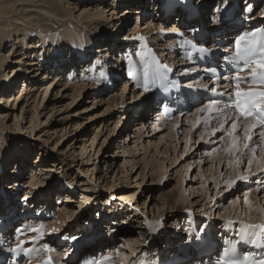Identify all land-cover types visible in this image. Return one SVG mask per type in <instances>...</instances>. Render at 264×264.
<instances>
[{
	"label": "rangeland",
	"instance_id": "1",
	"mask_svg": "<svg viewBox=\"0 0 264 264\" xmlns=\"http://www.w3.org/2000/svg\"><path fill=\"white\" fill-rule=\"evenodd\" d=\"M99 1L100 0L98 1L86 0L85 2L89 3L91 7H94L96 6L95 3L98 4ZM110 1L111 0H103V2L105 3H100L98 5L99 8H101L102 6L103 7L107 6L108 2ZM120 1L124 2L128 0H119L118 2L115 1L114 3L116 4V6L119 5ZM214 1L215 0H207V3H206L207 5L202 4L201 6H198L199 1L196 2L195 0L198 7H200L201 9L206 8L208 10V12L206 11L205 13L204 11L201 12L202 15H204V23L211 20L210 14H212L211 11L213 10L212 6H213ZM258 2H259V7L255 13H260L264 11V0H258ZM241 3H245V2H243V0L239 1L240 7H242L243 9V4L241 5ZM110 4L112 3L110 2ZM154 4H155L154 2L150 3L151 9L150 8L149 9L154 11V12H151V14H155L158 10V5L157 4L154 5ZM80 10H82V8H80ZM115 11H116V14L106 13L104 16L101 15V17H98V19L96 18V20L80 19V21H78L72 17H70V20L72 23H77L79 27H84V24L89 25V27L84 29V33L87 35L88 34L90 35V32L91 31L93 32L94 29L95 30L97 29V31L100 30L102 28L103 23H109V24L103 27V30L100 31V33L101 32L104 33L105 32L104 30H106V32H109V33L110 32L116 33L117 32L116 26L114 27V25H116V23L118 22V16L120 15V12H119L120 9L115 8ZM79 12L80 11L74 12L72 16H76ZM48 17L53 18V16L51 15L50 16L48 15ZM144 21L146 22L147 19L141 18V20H139V22L137 23L135 16L129 17L128 23L125 24L124 26H121V28L118 29V33L114 34V36L117 37L116 42L119 45H122V47H126V45L124 44L128 43L127 42L128 39L127 40L124 39L123 36L128 35L129 34L128 32H131L135 28L140 29L143 26H145ZM99 22H102V24L95 27V25ZM168 23L166 22L165 24H168ZM160 29L161 28L159 29L157 28L156 30V34L158 36L159 34L162 35L160 33ZM63 30H64L63 27H59L58 29L51 32V34L54 37H60ZM168 33L167 32L163 33L165 40L169 38L170 36V35L165 36ZM238 34H239L238 32L235 33L230 38L226 39L227 41L225 40L224 43H222L220 46H225V44L228 42V47H230L229 45H232L233 43H235V40L237 39ZM32 36H29L26 42L30 47H27V49L25 48L22 49L21 48L22 46L18 45L17 47L19 48L17 49V52H16V49L11 50V52L19 53V57L23 59L18 64L19 70H22L23 68L28 67V65H26L25 62L28 63L31 61H39V57H37L39 54L43 53L44 55L45 54L48 55L49 48L52 49L53 47V44L50 41H47V43L45 44L43 43L41 45V41L36 42L38 39V36L37 37H32ZM82 37H83V34L81 35V38ZM38 44H40V46ZM207 44L209 45L208 42ZM97 46L99 45L97 44L93 45L92 50L90 51L89 55H92V51H93V55L96 54V52L94 53V50L96 49ZM35 49L37 50V53H38L37 56L34 53ZM57 51H60V48ZM162 51L168 52L167 47L163 46ZM49 53L51 54L52 52L50 51ZM50 54H49V57L55 56L53 54L51 55ZM76 55H80V54H76ZM115 56L116 55H114V58ZM16 57L18 56L17 55L11 56L10 59L7 61L8 63L7 62L5 63L4 67H11L13 65V60ZM175 57H177L176 54H175ZM44 60H46V58L42 59L43 62ZM159 60L164 64L163 60H161L160 58ZM167 60H168L167 61L168 65L170 64L171 60L175 61V59L170 58L168 56H167ZM108 61L109 62L111 61L112 63L115 62L112 57H111V60H108ZM40 63L42 64V62ZM48 63L49 61H46L45 63L46 66ZM33 66L36 68L38 67L37 65H33ZM183 66L189 68V66L191 65H183ZM99 67L102 68L101 66ZM125 67L126 66L118 69L117 72H119L118 74L119 76L113 79L114 83L111 84L112 89L106 90L103 93H98L97 91L92 90L98 87L93 86L92 88L90 84H87V82L83 81L84 79L81 81V78H82L81 77L82 70H80L81 67L76 68V71H74L73 74H69V71L65 72L63 74V78H61L59 81L52 80V77H54L53 73L45 74L47 70L48 71L50 70V66L49 68L43 69L42 71L35 70L33 73H36V75L35 76L33 75V79L27 82L29 85L35 87L36 90L30 91L28 95L27 94L24 95V93H26L27 90H24L25 88L23 87L22 82H21L22 80L21 78L23 76L22 75L21 77L18 76L19 79L17 81H19L18 82L19 85L17 84L16 87H18L17 89H19L20 91L17 93V94L20 93L19 95L20 97L17 100L14 109L9 112V115L7 116V118H5L4 121L3 120L1 121L0 119V126L2 125L3 127L2 137H1L2 140L7 139L6 134L9 133L10 131V135L15 140L14 151H17L16 155H14V153H11L9 156H7V158H10V157L11 158L7 160V164H2L0 168V171H1L0 175L5 174L4 180L0 183V200H3L5 198L4 197L5 195L3 193H5L11 199L15 198L14 197L15 193L17 195L20 194V198L22 199L23 197L22 191L26 190V192H29L28 190L30 189L29 187H34V188L40 187V183L46 180V176L48 175L49 172L44 170L43 168L44 166H42L40 169L41 173L37 175H33V174H30L31 173L30 168L34 166V162L36 160H38L39 162L42 161L38 163L37 165H50L52 164L50 162H52L53 160H55L56 157H58L57 159H59L58 163H60V165L57 167V169L56 167H52V169L56 171H53L52 174L49 175L48 180L44 182L45 185L43 186V188L40 187L42 188L40 189L41 190L40 192L45 191V192L50 193L51 200L54 205L53 209H51L50 211H52L54 215H56L57 213L59 214V209L61 207L59 209H56L57 207L55 206H60L59 204L63 202L64 196L60 197L61 198L60 203L56 205V198H57L56 188H61V187L65 188L63 174H66L69 179H72L73 185H75V187L73 188V193L70 195V196H73V199H72L73 202L70 203V201H68L69 203H66V205H69V208L72 210L73 209L78 210L80 208L79 203L81 202V197L83 195H86L89 197V202L86 204L85 208L84 209L82 208L83 210L75 213L72 216V219H76L75 228L76 230H78V232L76 231L73 233L77 234L76 237L77 236L80 237L84 232H86L89 229V227L92 228V225H96L98 222H101L103 232L98 234L96 237L99 238L101 236L102 238L107 239L110 236V233H113V234L116 233L117 238H118L116 242L117 243L116 247L117 249H120V250H121V247H124V253L126 252L125 254L129 253L130 250L128 248L131 249L132 248L131 246H135V244H133L135 243V239L138 240L140 238L138 235L139 230L143 231L144 229L143 234L148 232L147 228H144V225L147 222L141 223L142 225L138 224L139 218L136 215L133 216L135 214L134 212L132 214L128 213L126 216V220H124L122 217L119 218L117 216H109L110 214L108 213V210H112V209H115L114 211H116V209L123 210V207L125 205L124 201L117 199V197L115 196H109L107 199L106 197L108 195L107 194L103 195L101 200H97V201L93 200V203L95 204L91 206L92 198L94 197V194L96 191L98 190L107 191L109 190V188L113 186L112 185L113 175L119 178V180H116L115 182L119 183V185L122 184L123 187H125L124 190H126V192L129 194L131 193L132 197L134 198L132 199L131 202L133 201L135 202V205H137L139 213L140 212L144 213L149 218L153 217L152 219L153 222L161 221L160 220L161 217H163V220L165 219L166 221L164 224L165 230L161 229L154 233L153 230L151 229L152 233L150 232V234H152L153 238L155 237L154 239H156V236L160 235L162 231L163 233L164 231H166L165 241L167 240L171 241V239H174L175 235H179L180 236L179 241L180 242L184 241L181 245L182 246L186 245V247H190V242L187 238V234L185 233L180 234L181 231L178 230L177 223L189 224L190 222L186 219H189L190 216L196 217L197 220L200 222L198 225L199 230H200L204 228V226L201 225V222H204V223L211 222L213 223V226L219 227L220 225L221 227L220 223L224 220H231L230 218H234L235 216H238V215L246 216L249 213L256 214V212H259V209H263L264 208V183H260V181H264V176L262 175L264 173V171H262L264 170V143H261V141L259 140L260 133L263 129L262 128L256 129L252 133L253 141L251 142L250 147L256 148V146L259 145V148L257 149V152L255 153V155H253L251 152H248L246 156L241 157L240 151H247L243 149L244 134L242 130L236 134V141L238 142V148H239V151H238L237 147H234L233 137L229 136L226 132L217 131L215 136L211 135L212 131L219 127V124L220 122L224 120V117L217 118L215 114L209 115L207 114V112L201 113L199 111L196 114V111L198 107L201 105V103L207 102L208 99L198 98L194 103H191V105L188 106L185 111L175 112L174 114L168 117L159 114L160 119H157L159 118L158 117L159 115L156 116V114L158 113L157 111L159 110L158 106L156 104H150L146 109H141L140 111L137 112V114L138 113L141 114V118L138 120L136 116L134 115V112L133 111L130 112V107L138 106L139 101L136 97H137V92L139 91V89H137L134 86L135 88L133 89L135 90L134 94H131V92H129V90H126V89L125 91H123L124 84H126L127 80L129 81V77H127ZM53 68L55 67L53 66ZM0 72H2L3 74H6L7 73L6 68L2 67ZM194 72L196 73L197 71H194ZM43 73L46 76L49 75V77H45ZM19 74H24V70L19 71ZM54 74L56 73L54 72ZM59 74H62V73H59ZM191 76H193L192 78L196 77L195 75H191ZM201 79L205 80L208 78L202 77ZM223 81L224 79H219L218 82L221 83ZM84 82L87 85L83 84ZM196 82H198L197 78L192 79L190 81V83H196ZM231 83H230L231 85L230 90L232 92L233 83L232 84ZM1 84L2 83H0V85ZM103 85H104V82H102L101 80L97 82V86H103ZM193 87L197 89H202V86H193ZM131 88H133V86ZM111 92L113 95L115 96L117 95L116 97L114 96V99L117 98L115 102H112L109 100L112 98V97L109 98L111 95H108ZM72 97H74L73 101H72ZM34 98H35V101H34ZM119 98L121 99V101ZM107 99H108V104L106 102ZM109 101L112 102L113 104H111ZM109 103L111 104V106L109 105ZM114 104L116 106L115 108H113ZM53 106L55 107L54 110L60 109L61 111L56 110L54 114L47 120L46 118L47 114L50 110H52L51 107ZM106 106L107 108L105 109ZM218 107H222V106L220 105ZM230 110L231 109H228L227 114L229 113ZM31 111L36 112V117H35L36 127L33 131H31L30 128H28ZM135 111H137V108L135 109ZM98 112L99 114L100 113L101 114L98 115ZM234 115H236V113H233V111L228 114V116H234ZM206 119L209 121L208 124L203 123V121ZM173 120H177L178 122L174 124L170 123ZM115 123L117 125H114ZM245 125H249V124H245ZM159 126L161 128H159ZM61 127H63V129L62 131H59ZM225 127H228V125H225ZM26 128H27V131H26ZM19 132H22L24 134L20 135ZM1 138H0V141H1ZM92 139L94 142H92ZM183 139H184V142H183ZM185 141L187 142V144ZM83 145L85 148L87 147V149H85L84 153L83 152L80 153V149L83 147ZM146 146H148L149 148ZM131 147L132 149H130ZM1 148L2 147H0V150ZM127 150L128 151L130 150V151L128 152ZM136 151L138 153H135ZM199 151L201 152V155ZM59 152H61L64 155L65 160H63L64 158H59L58 156ZM23 153H24L23 159L21 157L19 159V162L16 161L18 156H20ZM39 153H42L41 158L39 156ZM165 153L168 154V157ZM152 155H156V156H154L153 158ZM172 156H175V157L173 158ZM172 158L173 160L171 162ZM238 159H242L244 161L251 159L252 163L251 164L237 163ZM152 161L154 165H156V163L159 162V164H157L158 167L156 166L153 167L154 165L152 166V163H151ZM21 162H24L26 165L24 166L23 164V166L21 165L17 169V165ZM230 163L232 165L231 168H229ZM132 165H135L136 167L135 166L132 167ZM162 166L164 167L162 168ZM155 168L157 169L160 168V169L157 171ZM165 168L167 169L166 171H165ZM210 169L213 170L212 172L215 175L212 174ZM8 170H14V171L9 173ZM153 170L155 172L157 171V174ZM113 172L115 173L112 174ZM154 173L156 174V176H154ZM250 173L251 174L255 173L257 175L256 176L250 175ZM180 174L182 175L181 177L183 179L180 177ZM239 175L248 176L249 179L244 180V181L237 180V182L231 186H229L226 183L227 181L235 180L237 176ZM258 175H260L261 179L258 181H255V179L253 178H256ZM6 177L7 178L9 177V178L7 179ZM157 177L159 178L157 179ZM14 180L18 181L22 185L21 187L18 186V190H19L18 193L16 191L17 185H11V184L8 185ZM135 185L137 187H135ZM175 187L176 188L178 187L177 189L178 191L176 190ZM196 187L197 188L199 187L201 194L203 190H207V191L204 192L205 194L201 195L200 193H198L199 191L197 190ZM174 189L176 193L173 192L172 194L173 196L170 195L171 194L170 192H167L168 190L174 191ZM40 192L32 191L31 196L32 194L38 195V193ZM163 192H164V195H162ZM167 193L169 195H167ZM160 196H163V198ZM179 196H180V199H179ZM105 198H106V201L104 200ZM159 198H160V201H159ZM105 202H108V203L105 204ZM170 202H172V204L173 203L176 204V206L173 205L172 207ZM229 202L231 203V205ZM22 203L24 202H21V204ZM160 203H163V204H160ZM192 203H194V205ZM255 203L260 208L255 209V207H257ZM184 204H185V209H184ZM105 206H107V208ZM133 207L134 206H132V208ZM175 207L176 209H174ZM223 207H227V208L224 209ZM228 207H229V210L232 212L231 215H227L225 213ZM21 209H23V207ZM40 209H44V206L40 205L39 210ZM64 209L68 210V208L65 206H64ZM189 210H193L194 214L189 215L188 218L183 220L184 216L186 215V212ZM98 211L102 212V214H105L106 217L105 218L97 217ZM177 214H178V219L175 220L174 216H176ZM84 215L86 216L84 217ZM154 215H157V217ZM240 218L241 217L235 218L238 220H233V223H238L239 221H247L248 223H250L249 220L247 219L241 220ZM30 219L31 220L33 219V221L31 223H28L26 227H29V228L32 226L35 227L36 222L39 218L34 217V218H29V220ZM48 219L45 220V222L53 220L55 219V217L49 216ZM21 220H24V219L21 218L14 223L13 229L9 232L10 233L9 237H6L5 241H3L5 243H3L4 246L2 247V249L3 248L10 249L14 245L20 243L19 239L18 238L16 239V237L14 236L17 234V231H16L17 225L18 223H20ZM123 220L125 221V223L122 224ZM218 221L220 222L217 224L216 222ZM257 223L262 224L260 220ZM66 225H67L66 223L65 224L63 223L62 226L61 225L58 226L57 227L58 231H64ZM39 226L41 225H38V227ZM83 226H85V228H83ZM113 228H115V230L111 231V229ZM46 231L47 230H45V232ZM73 233L71 234L72 236L75 235ZM213 233L216 234L217 232L213 230ZM38 234H39V237H42L43 232L38 233ZM65 235H67L68 237V234H65ZM128 237H131V238H128ZM147 239H149V241L151 240L149 237H146L145 235V237L142 240L145 241ZM125 240L129 241V242L127 241L128 244ZM130 240L131 241L134 240V242H131ZM215 241L217 242V245H218L217 238L215 239ZM70 242H71L70 240L65 242L67 244L66 246L67 250L70 249L69 247ZM65 243L60 242V243H54V244H56L57 247H61ZM27 244H28L27 242H23L24 248ZM85 247H87L86 249H88L91 246H85ZM102 249H103V246L99 248L100 251H102ZM67 250L66 251L64 250L58 254L56 253V255H61V256L63 254L68 255L69 252ZM36 251H37V248L35 247L34 252ZM121 251H123V249ZM97 252H98V249L96 250V253ZM105 254L106 253L103 251L101 252V255H102L101 257L97 254L96 256H93V257L97 260V258L99 257L100 258L104 257ZM40 257L41 256L36 257L35 255H33L31 257L32 262H33L32 260L33 258H37L35 259L33 264H36V262L38 261H42L46 263L48 262L47 259H43V258L42 260H38L40 259ZM118 258H119V255L116 254L115 257L109 260H104V264H113L114 262H117V260L119 262L120 259ZM212 258L214 259L213 255H212ZM49 260L56 261L58 264H60V262L57 260V257H53L52 259H49ZM29 261H26L25 263L20 262V264H29ZM51 264H54V263L51 262Z\"/></svg>",
	"mask_w": 264,
	"mask_h": 264
},
{
	"label": "bare ground",
	"instance_id": "2",
	"mask_svg": "<svg viewBox=\"0 0 264 264\" xmlns=\"http://www.w3.org/2000/svg\"><path fill=\"white\" fill-rule=\"evenodd\" d=\"M85 1L86 0H0V70L3 67V68H6V71H7L6 74H3L2 72H0V83H2L0 85V119H1V121L2 120L4 121V119L7 118V116L9 115V112L14 109L15 104L20 97L19 96L20 93L17 94L20 91H19V89H17L18 87H16V85L19 82V81H17L19 79L18 76H20V77H21V75L23 76L21 78L22 79L21 82H22L23 87L25 88L24 90H27V92L24 93V95L25 94L28 95V93H30V91L36 90L35 87L28 84V82L31 79H33V75L34 76L36 75V73H33L35 70H39V71L41 70L42 71L43 69L49 68V66H50V70L49 71L47 70L45 72V74H47V73L52 74L53 73L54 77H52V80L53 81L54 80L59 81L61 78H63V74L65 72L69 71V74H73L74 71H76V68L81 67V69H80V70H82L81 81L84 79L83 81L87 82V84H90V86H92V88H93V86L98 87V88H95L92 90L97 91L98 93H103L106 90L112 89L111 84L114 83L113 79L116 78L117 76H119L118 75L119 72H117L119 68L128 65L130 62H135L136 67L138 69H142L139 67L138 58L146 56L147 49H150L155 54L156 58H160L161 60H163L164 64H167V61H168L167 56L175 59V61L171 60L169 65L167 64L168 67H171L175 70V72H172L169 74L170 75L172 74L173 78L176 77L179 80L181 79L180 86L178 88H173V91H172L173 97L174 96L177 97L179 94H183L184 95L183 102L185 104V107L187 108L188 106L191 105V103L195 102L192 99L194 95H197L198 98H205V99H209V97H212L214 95L211 92H207V91H204L202 89H197L194 87L189 89L187 87V84H189L192 79L197 78V80H198V82H196V83H191L193 86H203L204 84H208V85L215 84V86L217 87V94H219V93L225 92L226 88L231 89L230 83L233 81L234 74L230 73L229 70H224L225 73H223V76L226 77L227 79H224V81L221 83L216 82V81L215 82L209 81L208 79L202 80L201 78L203 76H206V72H207V71H205V67L204 66H197L196 63L191 64V62H188L184 59V56L182 55V53L180 52L178 47L175 46V44H173V38L182 37V36L174 33L173 29H179L180 32L187 33V35H184V37H183L184 39L185 38L193 39L196 36L195 33L197 31V28L200 26L201 30L203 31V35H204L203 37L209 43V45H206V42L203 41L202 45L212 49L214 55H210L211 58H213L214 60L221 59L223 65H225V64H228L227 57L234 53L235 43L230 45L233 47L230 49L228 48V42L225 44V46H220L219 45L220 43H222V42L224 43V41L226 39L230 38L232 35H234L237 32L239 33L238 34V36H239V35L243 34L244 32H250L251 29L256 28V26L264 27V15H262V14H264V11L260 12V13H255L251 19H247L249 14L245 11H242L244 9L245 5L247 4V5H250V7L254 10V12H256L258 10V7H259L258 0H243V2H245V3H241V5L243 4V9H242V7H240V4H239V1H242V0H231V6L230 7H233L234 13L231 16V18H229V19L223 18V17H225V11L229 8V7H226V6H229V0H224L223 4L220 3V0H215L213 3V6H212V8H213V10L211 11L212 14H210L211 20H213V19L217 20V23H214V24L210 22L211 20L204 23V15H202L201 12L202 11H204V13L206 11L208 12V10L206 8L201 9L200 7H198L196 9H194V8L178 7L175 4V0H128V1H124V2L120 1L118 6H116V4L114 2L115 1L118 2L119 0H111L110 2L112 4L114 3L115 5L114 4L112 5V4H110V2H108L107 6H104V7L102 6L101 8H99L98 5L100 3H105V2H103V0H100L98 2V4L95 3L96 6H94V7H91L90 4L86 3ZM96 1H98V0H96ZM197 1H199L198 6H201L202 4L205 5L207 3V0H196V2ZM152 2H154L155 4L158 5V10H157V12L155 11L156 12L155 14H151V12H154L153 10H150L151 9L150 3H152ZM164 6H167V11L163 15L162 8ZM80 8H82V10H80ZM115 8L120 9V11H119L120 15L118 16V22L116 23V25H114V27L116 26V31H117L116 33H114V32L109 33V32H106V30H104L105 31L104 33L103 32L100 33V31L103 30V27H105L107 24H109V23H103L102 28L100 30L97 31V29L96 30L94 29L93 32L92 31L90 32V35L89 34L87 35L84 33V29L89 27V25L84 24V27H79L77 25V23H72L70 20V17H72L78 21H80V19L96 20V18L98 19V17H101V15L104 16L106 13L116 14ZM217 8H219V11L215 10ZM169 9H172V12H174L175 14L171 16ZM91 10H93V11H91ZM77 11H80V12L76 16H72L73 13L77 12ZM223 12H224V14H223ZM48 15L53 16V18L48 17ZM131 16H135L137 23L139 22V20H141V18L147 19V21L146 22L144 21L145 26H143L142 28H140V29L135 28L131 32H128L129 33L128 35L123 36V37H131L132 39H128L127 40L128 43L124 44V45H126V47H122V45H119L116 42L117 37H115L114 34L118 33V29H120L121 26H124L125 24L128 23V19ZM116 19H117V17H116ZM166 22L167 23L170 22V23L165 24ZM101 24H102V22H99L95 25V27L99 26ZM163 26H164V28L166 27L168 29L167 33L170 32V33L165 35V36L170 35L169 38H167L166 40H165L163 34L162 35L159 34V36L156 34L157 28L158 29L163 28ZM59 27H63L64 30L61 33L60 37H54L51 34V32L58 29ZM82 34H83V37L81 38ZM32 35H34V36H32ZM141 35L145 37V40L143 42L135 39L136 37L141 36ZM29 36H32V37L38 36V39L36 42L41 41V45L43 43L44 44L47 43V41H50L53 44V47H52V49L49 48V52L51 51L52 52L51 54H53L55 56L52 55L53 57H51V56L49 57V54H50L49 52H48V55L47 54L44 55L43 53H42L43 56H42V54L38 55L37 50L35 49L34 53L36 56L38 55L37 57H39V61H31L28 63L25 62V64L28 65V67H25L22 70H19L18 64L23 59L21 57H19V53H16L17 49L19 48L17 46L18 45L22 46L21 47L22 49H24V48L27 49V47H30L26 43ZM121 39H123V38H121ZM32 43H34V42H32ZM94 44L99 45L94 50V53L96 52V54L93 55V51H92V55H89ZM38 45L40 46V44H38ZM35 46H37V45H35ZM163 46L167 47L168 52L162 51ZM59 48H60V51H57ZM5 49H6V51H5ZM13 49L14 50L16 49V52H11V50H13ZM86 53H88V54H86ZM76 54H80V55H76ZM175 54L177 55V57H175ZM15 55H17L18 57H16L13 60V65L11 67H4L5 63L10 59V57L15 56ZM114 55H116L115 58H114ZM216 55H218V56H216ZM111 57L114 59V61H115L114 63H112L111 61L110 62L108 61V60H111ZM43 58L44 59L46 58V60H44V62L42 61ZM180 58H182L183 60H181ZM46 61H49L47 66L45 64ZM40 62H42V64ZM81 63H83V64H81ZM43 64H45V65H43ZM33 65H37L38 67L36 68ZM183 65H191V66H189V68H194V69H196L197 72L196 73L190 72L191 74L182 75L183 70L185 68H187ZM53 66L55 68H53ZM99 66H101L102 68H100ZM217 67L220 69L221 65L217 64ZM209 68H213V67L211 66ZM23 70H24V74H19V71H23ZM54 72L56 74H54ZM59 73H62V74H59ZM45 74H44L45 77H49V75L46 76ZM227 74H228V76H227ZM191 75H195L196 77L192 78L193 76H191ZM240 75L247 79V76L249 75V70L243 72ZM188 76H190V77H188ZM106 78H107V81H104V80H106ZM173 78H172V80H174ZM119 79H121V78H119ZM100 80L102 82H104L103 86H97V82ZM85 82L83 84L87 85ZM132 86H133V88H131ZM134 86L135 85L132 84L130 79H129V81L127 80L126 84H124L123 91H125V89L129 90L131 88L132 89L131 94H134V91H135V90H133V89H135ZM241 88L248 89L247 83H241ZM75 89H76V87H75ZM108 95H111L109 98L112 97L109 100L112 102H115V100L117 99V98L114 99L115 95H113L112 92L109 93ZM44 96H45V94H44ZM228 97L229 96H219V98L222 100V104H221L222 107H224L223 102L226 100L230 101L232 96H230V99ZM119 99H118V101H119ZM154 99L159 100L155 95H154ZM73 100H74V97H72V101ZM34 101H35V98H34ZM72 101H70V102H72ZM118 101H117V103H118ZM120 101H121V99H120ZM106 102L108 104V99ZM112 102H110V103L113 104ZM110 103H109V105L111 106ZM93 104H92V106H93ZM2 105H4V106H2ZM34 106H36V105H34ZM148 106L149 105H143V104L139 103L138 106H136V107L131 106L130 112L133 111L134 115L139 120L141 118V114L140 113L137 114V112L140 111L141 109H146ZM21 107H23V106H21ZM115 107L116 106L114 104L113 108H115ZM51 108H52V110H50L47 114V117H46L47 120L54 114V112L56 110L57 111L60 110V109L54 110L55 109L54 106ZM106 108H107V106L105 107V109ZM136 108H137V111H135ZM179 111L180 112L183 111L182 108ZM232 111H233V113H235L233 109H231L229 111V113H231ZM157 112H158L157 114L155 113L156 116L161 114L159 112V110ZM197 112L198 111H196V114H197ZM59 113H61V112H59ZM100 114L98 112V115H100ZM30 115L31 116L29 119L28 128H30V130L33 131L36 127V119H35L36 112L31 111ZM158 117L159 118H157V119H160V115ZM177 122H178L177 120H173L170 123L174 124ZM108 123H109V121H108ZM243 123L250 125L251 123H258V122L255 121L254 119H249L247 121H243ZM114 125H117V124L115 123ZM139 128H140V126H139ZM159 128H161V127L159 126ZM259 128L260 127H257V129H259ZM62 129H63V127H61L59 131H62ZM2 131H3V127L1 125L0 126V138L2 137ZM26 131H27V128H26ZM262 131H264V129ZM98 133H100V132H98ZM19 134L23 135L24 133L19 132ZM54 134H55V132H54ZM6 136H7L6 137L7 139L2 140V138H1V141H0V147H2L0 150V168H1L2 164H7V160H9L11 158V157L7 158V156H9L11 153H14V155H16V153H17V151H14L15 140L10 135V131H9V133L6 134ZM106 138H107V136H106ZM200 140H199V142H200ZM106 141H107V139H106ZM2 142H3V144H2ZM92 142H94L93 139H92ZM183 142H184V139H183ZM151 144H152V142H151ZM186 144H187V142H186ZM146 147H148V146H146ZM53 148H54V146H53ZM143 148H144V146H143ZM85 149H87V147L85 148L83 145V147L80 149V153H82V152L84 153ZM130 149H132V147ZM145 151H146V149H145ZM185 152H186V150H185ZM185 152H184V154H185ZM60 153L61 152L58 153L59 158H64L63 160H65L64 155L62 153L61 154ZM135 153H138V152L136 151ZM41 154L42 153H39L40 158H41ZM165 154L168 157V154L167 153H165ZM23 155H24V153L21 154L20 156H18L16 161L19 162V159L21 157L23 159ZM200 155H201V152H200ZM154 156H156V155H152L153 158H154ZM172 157L174 158L175 156H172ZM57 158L58 157H56L55 160L50 162V163H52L50 165H37L38 163H40L42 161L39 162L38 160H36L34 162V166H32L30 168V172H31L30 174H33V175L40 174L41 173L40 169L42 166H44L43 167L44 170L49 172L48 175L46 176V180L44 181V182H46L49 178V175H51L53 171H56V170L52 169V167H56V169H57V167L60 165V163H58L59 159H57ZM173 158L171 159V162H172ZM176 159H177V157H176ZM112 161H114V160H112ZM141 161H143V160H141ZM156 161H158V160H156ZM156 161H154V162H156ZM159 161H161V160H159ZM61 163H62V161H61ZM151 163L153 166L154 165L153 161ZM23 164H24V166L26 165L24 162L19 163L17 165V169L19 166H21V165L23 166ZM157 164H159V162H157L156 165H154L153 167H155V166L158 167ZM133 166H135V165H132V167ZM163 167L164 166H162V168ZM183 167H181V168H183ZM188 168H190V167H188ZM188 168H186V169H188ZM37 169H38V171H37ZM155 169L158 171L160 168H158V169L155 168ZM166 170L167 169L165 168V171ZM175 170H177V169H175ZM13 171L14 170H8L9 173L13 172ZM129 171H131V170H129ZM157 171L156 172L154 171V172L157 174ZM212 171L213 170H211V172ZM114 173L115 172H113L112 174H114ZM155 173H154V176H156ZM16 174H18V173H16ZM19 174H20V172H19ZM126 174H128V173H126ZM129 174H130V172H129ZM181 174H180V177L182 176ZM212 174H214V173L212 172ZM161 175H163V174H161ZM250 175H252V174L250 173ZM262 175L264 176V173ZM18 176H20V175H18ZM4 177H5V174L0 175V183L4 180ZM63 177H64L63 180L65 182V184H64L65 188L64 187L56 188V191H57L56 192V197H57L56 198V205H58L60 203V200H61L60 197L64 196L63 202L61 204H59L60 206H55V207H57L56 209H59L61 207L59 209V214L57 213L56 215H54V213H52V211H50L54 207L53 202L51 200L50 193L45 192V191L40 192L41 191L40 189H42L43 186L45 185L43 181L40 183V187H42V188H40V187H38V188L37 187H35V188L29 187L30 188V189H28L29 192H26V190L22 191V193H23L22 199L20 198V194L17 195L15 193L14 194L15 198L11 199L5 193H3L5 195L4 196L5 198L3 200H0V215L1 216H7L9 214V212L16 211V215L13 217V219H15L18 216L20 218L21 216H20V214H18L20 212L21 213L24 212L25 214L39 215L40 217L42 215L55 217V219L50 220V221H46V222H44L42 219L39 218L36 222L35 227H33V226L30 228L26 227L28 223H31L33 221V219L32 220L31 219L30 220L29 219L21 220L20 223H18V225H17V230H16L17 234L14 237H16V239L18 238L20 242L21 241L27 242L28 244L25 246V248L28 250L36 245L35 247L37 248V251L33 255H35L36 257L41 256L40 259H38V260H42V258H43V259H47L49 261V259H52L53 257H57V260L60 262V264H65V261H69V264H77L79 259L76 262L73 261L71 259L73 254H80L83 256L90 255L91 257L96 256V254H97L101 257L102 256L101 252L104 251L106 253L105 256L102 258H100L98 256L99 258H97L96 261L109 260V259L115 257L116 254H118L119 255L118 259H120V260L118 262V260L116 259L117 262H114L113 264H117V263H119V264H140L141 261H143L144 264H204L205 261L210 262L212 260V257L208 256L205 259V257L202 258L199 256L210 245H213V247L216 246V250H215L214 254H215V256H218V257H214V258L217 260L223 254L224 249L229 247L231 244L237 243V242L240 245L245 246L242 249V251H244V252L251 253V252L256 251L255 247L252 244L245 242V241H241L240 235H239V230L245 224H248V225L259 224V223H257V222H259V220L262 222V224H264V210H263L264 208L259 209V212H256V214L249 213L246 216H243V215L239 216L238 215V216H235L234 218H230L231 220H224L220 223L221 227H220V225H219V227L213 226V223H211V222H206V223L201 222V225H203L204 228H207L206 232H202L199 230L198 225L200 222L197 220L196 217H194V216L189 217V215L194 214L193 210L187 211L186 212L187 216L185 215L186 217L184 216L183 220H185L186 218L189 217V219H186V220H188L191 224L190 223L189 224L177 223V225H178L177 228H178V230L181 231L180 234L181 233L187 234V238L190 242V247H186V245H183V246L181 245L184 241L183 242L179 241V237H180L179 235H175L174 239H171V241H169V240L165 241L166 231H164V233L162 231L161 234L156 236V239H154L155 237L153 238L152 234H147V233L143 234L144 233V229H143V231L139 230V232H138V235L140 237V238L139 237L138 238L141 240H139V239L137 240L134 238L135 243H133V244H135V246H131L132 247L131 249L128 248L130 251H129V253L125 254L126 252L124 253V247H121V250L123 249V251H121L120 249H117V247H116L117 246L116 242L118 240L116 233H114V234L110 233V236L107 239L102 238L101 236L99 238L98 237L94 238V236H97L98 234L103 232L101 222H98L96 225H92V228L89 227V229L86 232H84L80 237H78V236L76 237L77 234L73 233L76 231L78 232V230H76V228H75V220L76 219H72V216L75 213H77V212H79L85 208L86 204L89 202V197L86 195H83V196L80 195V196H82L81 202L79 203L80 208L78 210L70 209L69 205H66V203H69L68 201H70V203L73 202V200H72L73 196H70V195L73 193V188L75 187V185H73L72 179H69L66 174H63ZM104 177H106V176H104ZM129 177H128V179H129ZM158 178L159 177H157V179ZM256 178H257V180H256ZM256 178H253V179H255V181H258L261 179L260 175H258ZM116 180H119V178H117L113 175L112 176V182H113L112 185L113 186L111 188H109V190H107V191L106 190H104V191L98 190L95 192L94 197L92 198L91 206L93 204H95V203H93V200L94 201L101 200L103 195L107 194L108 195L106 197L107 199L109 196H115V197H117V199L124 201L125 205L123 207V210L116 209V211H114L115 209L110 208L112 210H108V213L110 214L109 216H117L119 218L122 217L124 220H126L127 214L128 213L132 214L134 212L135 214L133 216L136 215L139 218L138 224L147 222V223H145L144 227H146L147 225L155 224L156 222H153V220H152L153 217L149 218L144 213H141V212L139 213L137 205H135V202L134 201L131 202L132 199H134L132 197L131 193L130 194L127 193L126 190H124L125 187H123L122 184L119 185V183L115 182ZM212 180H213V178H212ZM10 184L11 185H17L16 186L17 193L19 192L18 186H20V187L22 186L16 180L12 181L8 185H10ZM135 187H137V186L135 185ZM178 187L177 188L175 187L176 190L178 189ZM197 190L199 191L198 193H200L199 187L197 188ZM32 191H34V192L38 191L40 193H38V195L32 194V196H31ZM171 191L168 190L167 192H170L171 193L170 195H172L173 192H175V189H174V191H172V192ZM206 191L207 190H203V192H202V190H201L202 194H205L204 192H206ZM124 192H126V193H124ZM207 193H206V195H207ZM162 195H164V192ZM167 195H169V194L167 193ZM174 195H176V194H174ZM25 196L29 197L28 201H25L23 199ZM165 196H166V194H165ZM180 196H179V199H180ZM160 197L163 198V196H160ZM106 198L104 199L105 201H106ZM199 198H198V200H199ZM159 201H160V198H159ZM21 202H24V203L21 204ZM106 203H108V202H105V204ZM168 203H169V201H168ZM170 203H171L172 207H173V205L176 206V204H174V203L172 204V202H170ZM194 203H196V202H194ZM194 203H192V204L194 205ZM160 204H163V203H160ZM202 204H204V203H202ZM32 205H34V206H32ZM40 205L44 206V209L41 211L39 210ZM230 205H231V203H230ZM255 205H256V203H255ZM64 206L67 207L68 210H65ZM132 206H134V207L132 208ZM256 206L257 207H255V209L260 208L258 205H256ZM22 207H23V209H21ZM105 207L107 208V206H105ZM186 207H188V206H186ZM209 207H211V206H209ZM232 207H233V205H232ZM223 208L225 209L227 207H223ZM174 209H176V207ZM184 209H185V204H184ZM227 210H229V207ZM227 210L225 213L227 215H231L232 212L230 210L229 211H227ZM112 211H114V212H112ZM172 211H174V210H172ZM85 216L86 215H84V217ZM154 216L157 217V215H154ZM97 217L105 218L106 216H105V214H102V212L98 211ZM237 217H241L240 218L241 220L247 219L250 221V223H248L247 221H239L238 223H233V220H238V219H235ZM30 218H34V216L30 217ZM174 218H175V220L178 219V214L176 216H174ZM61 219H63V220H61ZM124 220H123L122 224L125 223ZM160 220H162L165 224L166 221H165V219L163 220V217H161ZM228 221H231L232 225L230 227H225V223ZM219 222L220 221H218L216 223L218 224ZM63 223L67 224L64 231H57V232L53 231L54 229L58 230L57 227L60 225L62 226ZM41 224H42V227H40V229L43 228V235H42V237H39L38 231H34V229L38 230V225H41ZM83 228H85V226H83ZM163 229L165 230L164 227H163ZM45 230H47V231L45 232ZM114 230H115V228L111 229V231H114ZM213 230L217 233L214 234ZM150 232L152 233V230H150ZM72 233L75 234L74 236L77 239L76 240H70L71 241L69 244L70 249L67 250V248H66L67 244L65 243L66 241L64 239V236L67 237V235H65V234H68V237H70V236H72L71 235ZM9 235H10V233H6L4 235H1L0 241H2V240L5 241V238L9 237ZM145 235H146V237H149L151 239L150 241H149V239H147L149 241L147 245H145L144 241L142 240L145 237ZM128 238H131V237H128ZM216 238L218 239V245H217V242L215 241ZM63 239H64L65 244L61 246L62 248L57 247V245L54 244V243L61 242ZM89 239H92L91 244L88 245V246H91L90 248L86 249L87 247H85V246L84 247L79 246L80 244L86 243ZM128 242H127V244H128ZM131 242H134V240ZM45 244H48L47 250L44 247ZM16 245H14V247ZM3 246L4 245L2 244V247ZM101 246H103L102 251L99 250V248ZM128 246H130V245H128ZM125 247H127V246H125ZM97 249H98V252L96 253ZM64 250L65 251L67 250L69 252V254L68 255L63 254L62 256L56 255V253L58 254ZM190 251L192 252V254ZM198 251H199V253H197ZM259 256H264V250L260 252ZM35 259H37V258L32 259L33 262L35 261ZM29 260H30L29 264H33V262L31 261V257L29 258ZM180 260H182L184 262H180ZM25 262H26L25 260L21 261V263H25ZM51 262H53L54 264H58L56 261L51 260ZM9 264H15V263L10 262ZM36 264H47V263L42 262V261H38V262H36Z\"/></svg>",
	"mask_w": 264,
	"mask_h": 264
},
{
	"label": "snow or ice",
	"instance_id": "3",
	"mask_svg": "<svg viewBox=\"0 0 264 264\" xmlns=\"http://www.w3.org/2000/svg\"><path fill=\"white\" fill-rule=\"evenodd\" d=\"M220 3L223 4L224 0H220ZM175 4L178 7L183 8H198L195 0H175ZM229 6H231V0H229ZM219 11V8L215 9ZM242 11L247 12L249 15L247 19H251L255 14L254 10L250 7V5H245ZM264 15V14H262ZM211 23H217V20L213 19L210 21ZM168 29L161 28L160 33H166ZM173 32L184 36V32H180L179 29H173ZM255 32H244L239 35L235 40V55L232 56L233 64H239L240 61L244 62V68L237 70L236 74L233 77L235 81V91H234V99L224 101V107H218L221 105L222 101L219 96H231L232 92L230 89L225 90L223 93L217 94V87L215 84L208 85L204 84L202 86V90L211 92L214 95L209 97L207 102H202L198 107L197 111L201 113L207 112V114L212 115L215 114L217 118L224 117V120L220 122L219 127L214 129L211 135L215 136L217 131L226 132L229 136L234 139V147L238 148V142L236 141V134L242 130L244 134V143L243 149L247 151H240V156L244 157L251 152L253 155L257 152L259 145L256 148H251L250 144L253 141L252 133L260 127L264 129V90L255 91L252 89H243L241 88V82L245 80V77L240 75V72L246 69L251 70V80L253 83H259L261 86H264V44L259 46L256 45L255 41L250 40V36H255ZM124 39H132L131 37H124ZM135 39L143 42L145 40L144 36H138ZM182 44L189 45L192 49L207 55H214L211 48L203 46L201 41L193 42V39L185 38L181 41ZM201 45L200 47H197ZM175 70L168 67L167 64H163L159 60L155 58V56L151 57V59H146L144 61L142 70H136L134 67L130 65V70L128 75L136 81L135 87L139 89L137 92V99L140 104L150 105L156 104L159 107H162L163 110L167 113L169 112L168 105L164 103V100H155L153 96V89H169V88H178L180 86V82L177 80L169 79V73L174 72ZM196 69L194 68H185L182 72V75H187L190 72H194ZM205 71L212 72L215 74L216 69L214 68H206ZM217 79H227L221 73L220 77ZM187 87L191 89L193 85L191 83L187 84ZM131 92V89H129ZM233 109L236 115L228 116L227 110ZM249 119H254L258 123H252L250 125H245L243 121H247ZM230 121V123H229ZM204 124H208L209 121L206 119L203 121ZM228 125V127H225ZM259 140L261 143H264V131H261ZM237 163H247L251 164V159L244 161L242 159H238ZM231 163L229 164V168H231ZM264 171V170H262ZM252 175H256L252 173ZM248 176L239 175L235 180L227 181L226 183L231 186L237 182V180L244 181L248 180ZM260 183H264V181H260ZM25 201L29 200V197L25 196L23 198ZM232 225L231 221L225 223V227H230ZM153 232L155 233L158 230L163 229L164 222L157 221L155 224H151ZM34 231H38L35 230ZM54 232L58 230L54 229ZM202 232H206L207 228L200 229ZM239 235L241 241L248 242L258 248H264V224H256V225H243L239 230ZM65 241L68 240H76L77 238L73 235L70 237H64ZM145 245L148 244V241H144ZM45 249H48V244L44 245ZM12 252H15L17 255L20 253L30 254L29 250L23 247V241L17 244L14 248L10 249ZM236 244L233 243L229 248L224 249L223 256L216 261V264H264V258L262 259H252L251 254H247L244 256L243 260H237L233 258H229L230 252H235ZM47 264H51L49 260ZM65 264H69V261H65ZM95 264H104L103 260L96 261ZM140 264H144L143 261Z\"/></svg>",
	"mask_w": 264,
	"mask_h": 264
},
{
	"label": "trees",
	"instance_id": "4",
	"mask_svg": "<svg viewBox=\"0 0 264 264\" xmlns=\"http://www.w3.org/2000/svg\"><path fill=\"white\" fill-rule=\"evenodd\" d=\"M144 228H147V234H150V230L152 229L151 227H150V225H147L146 227H144Z\"/></svg>",
	"mask_w": 264,
	"mask_h": 264
}]
</instances>
